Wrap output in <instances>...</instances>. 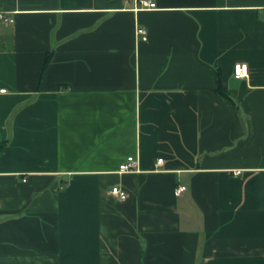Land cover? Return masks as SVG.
I'll use <instances>...</instances> for the list:
<instances>
[{
    "label": "crops",
    "instance_id": "obj_1",
    "mask_svg": "<svg viewBox=\"0 0 264 264\" xmlns=\"http://www.w3.org/2000/svg\"><path fill=\"white\" fill-rule=\"evenodd\" d=\"M152 1L0 0V264H264V0Z\"/></svg>",
    "mask_w": 264,
    "mask_h": 264
},
{
    "label": "built area",
    "instance_id": "obj_2",
    "mask_svg": "<svg viewBox=\"0 0 264 264\" xmlns=\"http://www.w3.org/2000/svg\"><path fill=\"white\" fill-rule=\"evenodd\" d=\"M143 6L148 8L156 7V2L152 0H139ZM0 18L3 20H13L12 17L8 16L7 11L0 8ZM139 33H142L143 39L147 38V31L145 28H139ZM234 73L236 77H244L248 75V65L247 63H237L235 64ZM7 92L6 87H0V93ZM163 161V157L158 158L157 165L161 164ZM119 172H132L139 170V160L134 155H129L125 161L120 163ZM186 189L185 185H178L176 187V193L180 194ZM111 193L118 196L120 199H126L128 196V192L121 188L118 185H114L111 188Z\"/></svg>",
    "mask_w": 264,
    "mask_h": 264
},
{
    "label": "trees",
    "instance_id": "obj_3",
    "mask_svg": "<svg viewBox=\"0 0 264 264\" xmlns=\"http://www.w3.org/2000/svg\"><path fill=\"white\" fill-rule=\"evenodd\" d=\"M215 92L223 99H225L226 101H228L232 106L236 107V102L234 101V99L231 97V95L229 94L228 90L223 86L222 81L219 80V84L218 87L216 88ZM5 143L4 142H0V152L2 151L3 147H4Z\"/></svg>",
    "mask_w": 264,
    "mask_h": 264
}]
</instances>
